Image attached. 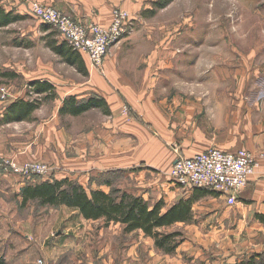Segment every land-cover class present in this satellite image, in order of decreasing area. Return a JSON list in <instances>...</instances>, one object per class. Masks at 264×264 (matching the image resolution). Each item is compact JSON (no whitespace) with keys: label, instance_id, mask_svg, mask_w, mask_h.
<instances>
[{"label":"crops","instance_id":"0c3cea01","mask_svg":"<svg viewBox=\"0 0 264 264\" xmlns=\"http://www.w3.org/2000/svg\"><path fill=\"white\" fill-rule=\"evenodd\" d=\"M35 1L84 25L108 27L114 9L134 12L136 0ZM131 40L125 37L110 48L103 61V74L92 70L83 54L79 55L86 75L78 74L75 66L67 65L61 58L60 69L48 67L35 80L51 83L54 99L36 109L31 121L13 123L15 127L10 129L7 128L11 123L0 126V158H13L20 164H48L55 170L57 180L109 176L113 184L121 176L122 190L151 204L162 201L168 209L198 193L197 189L176 187L169 182L168 172L176 159H189L211 149L228 153L243 149L254 155L258 166L247 187L237 195L236 203L244 212L264 216V89H254L249 81L251 75L258 76V70L251 68L253 61L239 57L238 66L232 69L228 51L234 48L223 42L216 48L209 45L197 53L196 62L187 65L172 57L171 50L176 47L169 45L159 50L147 45L149 54L143 52L142 56L138 51L125 49ZM215 56H221L222 68L216 66ZM80 76L81 81L77 80ZM232 78L238 89L231 88ZM68 97L77 102L100 98L106 107L78 116L60 115ZM50 177L22 179L0 173V214L2 209L10 208L6 203L8 196L16 197L20 205L19 194L26 184H39ZM95 187L91 190L107 193L111 186L102 183ZM205 197L227 203L226 197L217 193L201 197L191 205L192 222L172 227L194 225L195 209ZM26 216L17 218L11 214L0 218V256L6 264H57L60 258L62 264H94L95 258L105 264L114 263V243H118L120 225L104 226L103 220L87 221L81 217L77 221L83 227L55 234L53 223L48 225L32 215ZM98 223V234L85 228ZM2 225L11 228L2 231ZM14 230L18 234H12ZM104 232L112 236L107 237ZM125 235L127 259L123 264L235 263H231L228 254L217 255L222 258L217 261L200 252L190 255L185 242L174 254L165 255L141 231ZM73 240L79 244L74 245ZM79 253L83 256L79 257ZM107 255L108 260H103ZM194 258L203 261L195 263Z\"/></svg>","mask_w":264,"mask_h":264},{"label":"rangeland","instance_id":"374dc122","mask_svg":"<svg viewBox=\"0 0 264 264\" xmlns=\"http://www.w3.org/2000/svg\"><path fill=\"white\" fill-rule=\"evenodd\" d=\"M34 2L37 3L35 0H0V13L7 14L9 19H13L8 25L0 26V118L11 103L21 99L31 101L38 97L36 94L27 95L28 83L42 76L48 67L61 68L60 57L46 45L51 41L57 44L62 42L54 28L41 23L34 17L31 12V4ZM134 2V12L129 13L131 22L135 20H133V31L127 35L132 40L125 47L126 50L149 54V51H146L147 45L155 46L159 50L170 45L176 47L171 50L173 58L191 65L196 62L197 53L205 51L209 45H214L216 48L219 43H230L231 48H234L228 51L232 69L238 66L239 57L249 58L248 60L253 61L251 68L258 70V76L255 78L251 75L252 81L250 79L249 81L254 89H264V0H172L167 4L165 0ZM215 57L216 66L222 68L221 56ZM77 62H81L80 55ZM75 70L83 76L77 71V67ZM77 80L81 81V76ZM231 88L238 89V83L234 78H232ZM3 93H5L4 97ZM42 104H50V100H43L40 106ZM31 116L27 121L32 120ZM11 124L7 129L15 127L13 123ZM48 166L51 175L49 179L53 181L59 179L54 176L55 170ZM97 179L84 175V177L76 176L69 180L82 187L86 185L83 188L88 192L102 183L111 186L109 192L119 186L118 189L122 190L121 176L113 181V184L109 176ZM92 184L95 186L91 187ZM212 200L208 197L200 200L195 209L197 220L194 225L174 226L166 231L181 232L183 239L181 243L185 242L186 251L191 252L190 255L196 252L211 255L213 257L209 259L211 261L222 259L217 255L228 254L231 263L235 261L234 264H236L248 256L263 252L264 220L256 218L257 215L252 211L244 212L238 203L229 206L228 203ZM6 201L10 208L2 209L0 218L11 214L17 218L32 215L38 221L43 220L45 224L53 223L55 234L83 227L78 226L77 220L81 219V216L75 209L40 206L36 202L22 208L17 198L12 196H8ZM88 225L85 228L90 227L94 230L92 233L98 234L101 228L100 223ZM1 228L5 231L11 226L2 225ZM12 234L18 233L14 230ZM104 235L112 236L108 232H104ZM117 236L118 243H114L117 252L112 261L114 260L115 264H123L127 259L126 235L120 230ZM72 242L74 245L79 244L74 240ZM78 256L83 255L79 253ZM62 260L60 258L57 264H62ZM103 260H108V255ZM194 261L202 262L203 259L194 258ZM138 263L135 261L133 264ZM94 264L105 263L95 258Z\"/></svg>","mask_w":264,"mask_h":264},{"label":"trees","instance_id":"16d2710c","mask_svg":"<svg viewBox=\"0 0 264 264\" xmlns=\"http://www.w3.org/2000/svg\"><path fill=\"white\" fill-rule=\"evenodd\" d=\"M170 1L172 0H165V4ZM12 20L7 14L0 13V26H6ZM46 46L67 65L77 67V71L83 75L87 74L82 63L77 62L78 53L66 47L65 42L57 44L51 41ZM27 87L28 96L36 94L38 97L31 101L21 99L11 103L0 118V126L30 120V116L38 109L41 101L54 99V87L49 82L34 80L28 83ZM105 107V102L100 98L91 97L85 102H77L73 97H68L63 101L59 114L78 116L91 109H105ZM196 191L198 193L193 199L181 200L168 209H165L162 201L151 204L140 196L119 189H113L108 193L101 190L88 192L81 185L66 178L55 181L47 179L34 185L26 184L19 195L22 208L30 201L40 206L66 207L77 210L87 221L103 220L104 226L111 223L118 224L122 227L123 234L141 231L145 237L153 240L157 250L165 255H172L183 240L182 233L168 232L166 229L176 223H191L192 203L201 197L214 194L205 189ZM256 218L264 220L263 215H257ZM0 264H6L2 256H0ZM236 264H264V251L248 256Z\"/></svg>","mask_w":264,"mask_h":264},{"label":"built area","instance_id":"2783aa9c","mask_svg":"<svg viewBox=\"0 0 264 264\" xmlns=\"http://www.w3.org/2000/svg\"><path fill=\"white\" fill-rule=\"evenodd\" d=\"M31 12L41 23L54 28L69 48L85 55L90 68L100 74H103V61L110 48L132 30L130 14L123 9H114L108 27L84 25L52 7L35 2L31 4ZM257 166L254 155L247 150L228 153L211 149L189 159H176L168 172V180L176 187L205 189L222 195L231 206L236 203L237 195L247 187ZM0 173L22 179L46 178L50 175V168L44 163L20 164L13 158L2 157Z\"/></svg>","mask_w":264,"mask_h":264}]
</instances>
